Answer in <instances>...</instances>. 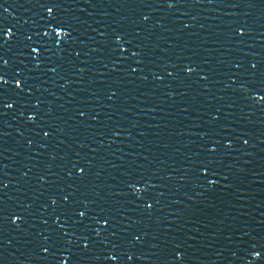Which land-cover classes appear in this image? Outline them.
I'll list each match as a JSON object with an SVG mask.
<instances>
[{
	"label": "water",
	"instance_id": "95a60500",
	"mask_svg": "<svg viewBox=\"0 0 264 264\" xmlns=\"http://www.w3.org/2000/svg\"><path fill=\"white\" fill-rule=\"evenodd\" d=\"M0 264H264V0H0Z\"/></svg>",
	"mask_w": 264,
	"mask_h": 264
}]
</instances>
